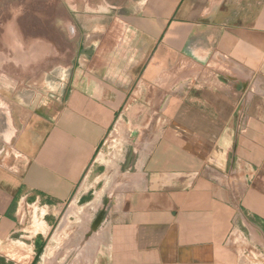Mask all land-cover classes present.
Instances as JSON below:
<instances>
[{
    "label": "crops",
    "instance_id": "crops-1",
    "mask_svg": "<svg viewBox=\"0 0 264 264\" xmlns=\"http://www.w3.org/2000/svg\"><path fill=\"white\" fill-rule=\"evenodd\" d=\"M16 1L68 77L0 146V264L51 262L18 201H70L119 113L137 147L68 264H264V0Z\"/></svg>",
    "mask_w": 264,
    "mask_h": 264
},
{
    "label": "rangeland",
    "instance_id": "rangeland-1",
    "mask_svg": "<svg viewBox=\"0 0 264 264\" xmlns=\"http://www.w3.org/2000/svg\"><path fill=\"white\" fill-rule=\"evenodd\" d=\"M23 2L0 0V146L3 157L32 108H36V104L43 99L56 98L59 86L68 77V72L58 69L61 57L42 55L41 40L34 37L27 40L25 33L31 24L26 20L35 15ZM37 26L33 25L34 28ZM27 42L33 45L34 51L28 56L25 49ZM131 121L124 117L123 124V113H119L85 169L77 193L70 201L50 207H45L42 200L34 195L18 201L19 220L23 225L30 226L31 234L42 233L43 229L47 231L42 248L53 245L55 252L49 264H68L73 256L74 241L78 240L82 231L88 230L99 211L104 210V215L111 211V205L105 206L104 201L113 200L119 191L117 187L120 183L114 182L120 180L123 171L119 168L121 173L117 170L114 173L110 168L114 163L120 165L123 156H127L138 143L137 130L132 127ZM82 193L86 194L80 198ZM99 197L103 202L96 205ZM59 226H62L60 230ZM41 258L38 264H42Z\"/></svg>",
    "mask_w": 264,
    "mask_h": 264
},
{
    "label": "bare ground",
    "instance_id": "bare-ground-1",
    "mask_svg": "<svg viewBox=\"0 0 264 264\" xmlns=\"http://www.w3.org/2000/svg\"><path fill=\"white\" fill-rule=\"evenodd\" d=\"M100 239V238H99ZM97 245V244H96ZM94 248V245H93ZM95 249V248H94ZM52 256V247L48 246L42 259V264H48V259Z\"/></svg>",
    "mask_w": 264,
    "mask_h": 264
},
{
    "label": "trees",
    "instance_id": "trees-1",
    "mask_svg": "<svg viewBox=\"0 0 264 264\" xmlns=\"http://www.w3.org/2000/svg\"><path fill=\"white\" fill-rule=\"evenodd\" d=\"M39 250H37V256L35 257V259H34V262H33V264H36V261L38 260V255H39Z\"/></svg>",
    "mask_w": 264,
    "mask_h": 264
},
{
    "label": "water",
    "instance_id": "water-1",
    "mask_svg": "<svg viewBox=\"0 0 264 264\" xmlns=\"http://www.w3.org/2000/svg\"><path fill=\"white\" fill-rule=\"evenodd\" d=\"M100 219H101V217L99 216V217L96 219L95 224L99 223Z\"/></svg>",
    "mask_w": 264,
    "mask_h": 264
}]
</instances>
